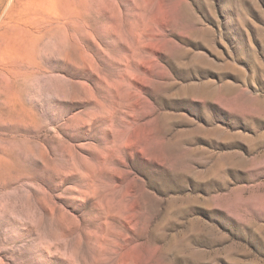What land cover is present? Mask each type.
Listing matches in <instances>:
<instances>
[{"label": "rangeland", "instance_id": "rangeland-1", "mask_svg": "<svg viewBox=\"0 0 264 264\" xmlns=\"http://www.w3.org/2000/svg\"><path fill=\"white\" fill-rule=\"evenodd\" d=\"M0 264H264V0H0Z\"/></svg>", "mask_w": 264, "mask_h": 264}]
</instances>
